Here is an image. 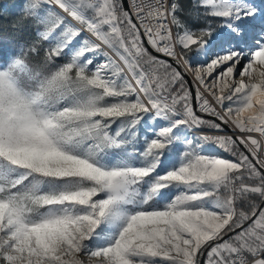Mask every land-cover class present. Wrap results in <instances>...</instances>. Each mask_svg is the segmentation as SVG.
<instances>
[{"label":"snow or ice","instance_id":"1","mask_svg":"<svg viewBox=\"0 0 264 264\" xmlns=\"http://www.w3.org/2000/svg\"><path fill=\"white\" fill-rule=\"evenodd\" d=\"M20 9L0 22V264H264V3Z\"/></svg>","mask_w":264,"mask_h":264},{"label":"trees","instance_id":"2","mask_svg":"<svg viewBox=\"0 0 264 264\" xmlns=\"http://www.w3.org/2000/svg\"><path fill=\"white\" fill-rule=\"evenodd\" d=\"M24 0H0V22H10L20 12V5ZM187 6L189 0H182ZM31 31L26 29L25 39L30 38ZM15 50V43L11 36L0 37V56L10 53Z\"/></svg>","mask_w":264,"mask_h":264},{"label":"rangeland","instance_id":"3","mask_svg":"<svg viewBox=\"0 0 264 264\" xmlns=\"http://www.w3.org/2000/svg\"><path fill=\"white\" fill-rule=\"evenodd\" d=\"M254 3H256L257 5H260V4L264 3V0H254ZM102 60H103V57H97V61L96 62H102ZM218 154L223 155V156H227L228 155L227 153H219V152H218ZM174 194H175V190H173V192L170 193V195H174Z\"/></svg>","mask_w":264,"mask_h":264},{"label":"built area","instance_id":"4","mask_svg":"<svg viewBox=\"0 0 264 264\" xmlns=\"http://www.w3.org/2000/svg\"><path fill=\"white\" fill-rule=\"evenodd\" d=\"M225 131L227 132L228 130H227V129H225Z\"/></svg>","mask_w":264,"mask_h":264}]
</instances>
